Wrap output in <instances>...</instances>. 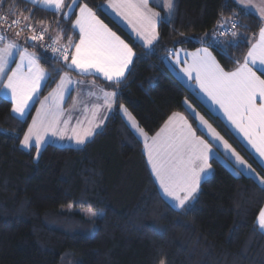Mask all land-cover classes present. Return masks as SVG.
<instances>
[{
    "label": "trees",
    "instance_id": "1",
    "mask_svg": "<svg viewBox=\"0 0 264 264\" xmlns=\"http://www.w3.org/2000/svg\"><path fill=\"white\" fill-rule=\"evenodd\" d=\"M82 1L97 8L103 0ZM15 2V10L27 16L31 12L32 24L57 28L60 15L25 0ZM12 3L0 0L10 15ZM224 18L236 22L235 37L216 35ZM261 24L234 0H175L172 22L158 23L159 40L149 50H138L130 74L116 89L118 104L99 134L82 146H50L37 157L34 148L20 145L38 101L58 79L56 70H64L62 62L41 60L49 79L23 122L12 112L10 99L0 96V264H69L68 254L77 264H264V233L256 224L264 186L212 158L197 201L186 214L173 210L158 190L142 143L116 111L125 106L149 135L177 111L196 127L184 108L185 100L193 98L161 56L217 41L210 48L221 67L232 70L243 61ZM60 28L64 40L76 35L68 21ZM97 80L113 90L110 82ZM213 120L221 127L218 118ZM67 205L101 214L88 219L64 209Z\"/></svg>",
    "mask_w": 264,
    "mask_h": 264
},
{
    "label": "snow or ice",
    "instance_id": "2",
    "mask_svg": "<svg viewBox=\"0 0 264 264\" xmlns=\"http://www.w3.org/2000/svg\"><path fill=\"white\" fill-rule=\"evenodd\" d=\"M27 2L34 7L42 6L53 14H60V20L56 22L58 30L62 33L60 24L62 21H68L71 30L74 32L78 30L79 38L78 42L69 40L66 46H61L59 43L61 36L50 37L52 44L48 47L53 55L49 57L43 53L37 55L36 52H29L27 48L20 46L18 39H9L7 35L0 34V45H2L0 46V84L3 85L0 88V96L10 98L12 112L23 122L30 107H34V102L31 105L29 102L33 101L34 96L38 98V93L43 86H46L49 79V74L40 64L43 60L45 63L62 62L69 71H76L82 76L99 74L110 82L113 90L103 92V105H95L92 114L94 120L99 118L101 107L111 113L118 104L119 93L116 89L126 79V73L130 74L129 66L135 57L133 48L113 32L86 3L80 4L78 0H72L71 4H67L65 0H27ZM106 2L108 8L127 21L137 38L144 45L149 46L159 40L157 24L171 23L175 9V0H162L160 7L166 9V14L163 16L150 6L149 0H106ZM234 2L239 4L242 10L253 8L261 21H264V0H259L258 3L257 0H234ZM76 7L79 9L78 14L75 12ZM10 9H18L15 0L10 5ZM11 14L19 18L7 23L8 13L3 12L0 4V20L6 22L7 29H17L13 33L15 37L19 38L24 31L32 33L24 37L25 43L42 41L49 31V28L41 25L37 34L36 26L29 22L32 19L31 12L28 16H24L22 10L12 11ZM72 16H75L74 20ZM231 27L233 29L237 27L235 21L231 22ZM224 34H226L225 30L221 26L220 35ZM231 35L235 37L237 33L232 31ZM216 43L217 41H213L209 47L215 46ZM239 43L234 41L232 46L238 47ZM31 46L42 47L37 44ZM209 47L197 49L193 53H185V57H191L190 62L178 52L170 53L175 57L173 67L184 64L179 71L189 81L195 80L199 91L213 105L219 106L227 120L244 136L264 164V27H260L258 39L251 45L243 62L239 63L235 70L226 71L222 68L209 51ZM16 54L19 55V61L16 62L15 68H10V64L15 62ZM166 59L167 57L162 58V60ZM56 71L59 75L60 69ZM72 83L67 72L60 76L59 85L48 97L40 101L36 116L32 118V123L20 140L23 148L29 150L34 148L37 157L42 151L47 150V147L56 146V141L63 142L67 139L68 142L74 141L76 146H81L94 135L99 134L98 130L106 117L99 118L97 123L89 121L86 128L72 127L71 135H68L70 119L61 120L64 112L60 104L65 92L70 94L71 89L68 85ZM186 110L194 119H198L202 128L207 129L210 140L197 135V129L193 128L188 118L179 112H173L168 116L160 131L150 138L148 132L139 127L137 120L127 108L122 104L116 108L118 113L126 117L128 126L134 130L137 137L143 138L148 163L158 181L161 195L166 202L171 201L170 207L173 210H179L181 214H186L190 206L197 201L203 176L212 168L210 158L214 154L216 145L211 141H215L229 152L238 165L255 173V169L205 120L204 116L196 113L190 105ZM61 124L64 127H61ZM79 124L81 122L77 121V125ZM261 183L264 184V178H261ZM88 215L97 217L99 213L89 209ZM257 220L259 227L264 229V209L260 210Z\"/></svg>",
    "mask_w": 264,
    "mask_h": 264
},
{
    "label": "crops",
    "instance_id": "3",
    "mask_svg": "<svg viewBox=\"0 0 264 264\" xmlns=\"http://www.w3.org/2000/svg\"><path fill=\"white\" fill-rule=\"evenodd\" d=\"M25 1H27V0H25ZM65 2L67 4H71L72 0H65ZM78 2L80 4L86 3V2H84L82 0H78ZM149 2H150V6L155 8L156 11H159L162 16L166 14V9H162L160 7V4L162 3V0H149ZM88 6L90 8H92V10L94 12H96V14L99 16V18L113 32H115L118 36L121 37V39L125 40V42L128 43L133 48V51L135 52V57L138 54V52H140V51H138L139 49L149 50L153 46V45H151V46L144 45L143 42L140 41L137 38L135 32L132 31V27L127 23V21L124 20L123 18H121L120 16L116 15V13L114 11H112L111 8H108L106 0H103L102 2H100L98 4L99 7L97 6V8L92 7L89 4H88ZM39 7L43 8L42 6H39ZM247 10L253 12L254 14H256L259 17L258 13L253 8H247ZM66 11H67V9H66ZM75 12L78 14V12H79L78 7L75 8ZM58 15H60V14H58ZM74 19H75V16H72V20H74ZM41 25L43 27L49 28V31L46 33V36H48L49 39H50V37L55 38L57 36H61V34L58 31V29L55 28V27H51V26H49L47 24L44 25L42 23L35 24V26H37L38 28H40ZM261 27H264V21H262ZM1 29L6 30L5 28H1ZM13 33H14V30H10V31L6 30V31L1 32V34L7 35V37L9 39H13V40H17L18 39L19 42H22L23 44L26 45L25 47L28 48L27 44L25 43L24 37L25 36H30L32 33L29 32V31L22 32L21 36L19 38L15 37ZM74 33H76V35L74 37L70 36L66 40H64L62 38V36H61V40L59 41L61 46H66L68 44L69 40H71L73 42H78V38H79L78 37V30L75 31ZM258 33H259V31H258ZM258 33H257L254 41L251 43V45L253 43H255L256 40L258 39ZM29 43L32 44V45L33 44L41 45L42 41H34L33 43H31V41H29L28 44ZM23 44H20V46L22 48H25V47L22 46ZM251 45H250V47H251ZM0 46H2V45H0ZM204 47H209V46L208 45H201V46H199L198 48H195V49H185V48L171 49L168 53L162 55L160 60H161L162 64L165 66V68L181 83V85L192 96L193 101L192 100H185V102H184L185 110H186L187 106L190 105L191 109H193L196 113H198L200 116H204L205 120H207L208 123L211 124L212 127L215 128L216 131L219 132L221 136L224 137V139L228 140V142L232 146V148L235 149V151L237 153H239V155L245 161H247V163L250 164L253 169H255V173L247 171L244 168V166L238 165L235 162V158L232 157L229 152L225 151L224 148L221 145L216 144L215 141H211L214 145H216V147H215V150H214V154L211 156L210 160L212 158H215L220 163H222L226 168H228L233 174L240 175L241 173H243L244 175H247V176L253 178L259 185L264 186V184L261 183V178H264V164H262L261 158L259 157L258 153H256V151L251 147V145L247 142V140L244 138V136L240 132H238L233 125H231V123L227 120V117L224 116L223 111L221 109H219V106L213 105L211 103V101L208 100V98L203 93H201L199 91L198 86H196L195 80L189 81L187 79V77H185L179 71V68L180 67H184V64L182 63L178 67H173L175 57L170 55V53L178 52L180 54V56L185 57V53H193V52H196L197 49H202ZM30 50H33L34 52H36L34 49H30ZM72 50H74V49H72ZM248 50H247V52H248ZM209 51L212 53L213 57L218 62L215 54L213 53V51H212V49L210 47H209ZM247 52H246V54H247ZM163 57H167V59L166 60H162ZM185 58L190 62V60H191L190 56L185 57ZM14 60H15V62H12L10 64V68L12 66H13V68L16 67V62L19 61V55L18 54L15 55ZM130 66H129V68H130ZM42 68H44V67L42 66ZM44 69H46V68H44ZM232 70H235V68L232 69ZM232 70H226V71H232ZM65 72L68 73V76L73 81V83L71 85H68V87L71 89L70 94L68 92H65V94L70 99H68L66 101L63 100L61 102V104H60V107L62 108V110L64 112V115L61 117V120L63 121V120L70 119V123L68 125L69 131H71L72 127L86 128L89 125V121H92V123H97V122H99V118H105L106 117V119H107V117L109 116L110 113L104 107H101V109H100L99 118L94 120L93 119V114H92L93 107L95 105H101V106L103 105V92L112 91V90H109V89L105 88L102 84H100L98 82L97 79H101L103 81H106L99 74L83 75L82 76V75H79L76 71H69L67 68L64 67V70L60 71L58 79H57L55 85L53 86V88L49 92H47L44 96H47V95L49 96V94L52 93L53 90H55L57 88V85H59V83H60V76H63L65 74ZM48 74H50L49 71H48ZM257 74L259 75L260 73L258 72ZM77 81H80L81 83H76ZM2 87H3V85L0 84V88H2ZM44 96H42L40 98V100ZM8 99H10V98H8ZM39 101H38V105H39ZM38 105L36 107V110L38 109ZM36 110H35L32 118L36 116ZM177 112H179L182 115L186 116L188 118L189 123H191L188 115L185 112H180V111H177ZM187 113L193 118V116L191 115V113L189 111H187ZM74 114H75V117H73ZM15 115L17 116V114H15ZM213 117H216V119L218 118L220 120V122L222 123L221 127H219V124H217L213 120ZM122 118H123L124 122L126 123V125L128 126L126 117L122 116ZM106 119L104 120V123H105ZM77 120L82 121V123L77 125V123L75 122ZM165 121L163 122L161 127L157 130V132L160 131V129L163 127ZM194 121H195L196 127H194L193 124L191 123L193 128H195V129H197V131L201 132V133L197 132V135H200L203 138L210 140V135L207 133V129L202 128L199 125L198 119H194ZM30 122H32V119H31ZM104 123L101 125V128L103 127ZM61 127H64V125L61 124ZM101 128L99 130H101ZM129 129H130V127H129ZM131 131L134 133V130H131ZM157 132H155L152 135H149V134L148 135L151 138ZM136 137H137V135H136ZM138 139L142 143L143 152L145 154V158H146L148 167H149V169L151 171V165L148 163L147 152L144 149L143 138L139 137ZM149 142H150V140H149ZM211 171H212V168L207 174H205L203 176V180L210 175ZM151 173H152V171H151ZM152 175H153V178H154V180H155V182L157 184L158 190H159V192L161 194V190L159 189L158 181H156L155 175L153 173H152ZM167 202L169 204H171L170 200H168ZM262 209H264V203H263V206L261 207L260 210H262ZM257 217H258V215H257ZM257 217H256V224H257L259 230L264 233V229L260 228L259 225H258Z\"/></svg>",
    "mask_w": 264,
    "mask_h": 264
},
{
    "label": "rangeland",
    "instance_id": "4",
    "mask_svg": "<svg viewBox=\"0 0 264 264\" xmlns=\"http://www.w3.org/2000/svg\"><path fill=\"white\" fill-rule=\"evenodd\" d=\"M259 2V0H257V3ZM23 15H25V16H27L26 14H23ZM225 21H227L228 23H225ZM224 24H223V23ZM221 25H220V27H219V29H218V32H217V34L216 35H218L220 38H224V37H226L228 34H231V32L234 30L232 27H231V22L229 21V19L228 18H224L222 21H221ZM1 25V24H0ZM2 26V25H1ZM0 26V34H1V28H3V26L1 27ZM5 26V25H4ZM221 26H223V28H224V30H225V33L226 34H224V35H220V30H221ZM36 28H37V33L39 34V29L40 28H38L37 26H36ZM4 31H6V30H4ZM46 37V34L44 35V38ZM52 40V39H51ZM18 43L19 44H23L22 42H19L18 41ZM23 47H25L26 45L25 44H23L22 45ZM26 48V47H25ZM27 50L29 51V52H34L33 50H30V49H28L27 48ZM171 50V49H170ZM169 50V51H170ZM168 51V52H169ZM167 52V53H168ZM42 67V66H41ZM11 68H13V66L11 67ZM47 73H48V71L46 70V69H44ZM9 74H10V70H9ZM5 79V81H6V77L4 78ZM43 88V87H42ZM54 91V90H53ZM40 93V92H39ZM39 93H38V96H39ZM45 97H48V95L47 96H44L40 101H42V100H44V98ZM36 96H34L33 97V101H30V105L31 104H33V102L36 100ZM68 99H70L66 94L64 95V101H66V100H68ZM40 101H39V105H38V108H40ZM27 114V113H26ZM73 117H75V114L73 115ZM77 121H80V120H77ZM77 121H75L76 123H77ZM81 123H82V121H80ZM32 122H30L29 124H31ZM28 129V128H27ZM27 129H26V131H27ZM25 131V132H26ZM68 135H71V131H68ZM23 139V138H22ZM49 139L51 140V138L49 137ZM56 145H60V146H75V147H78V146H76L75 145V143H74V141L73 142H68L67 141V139L65 140V141H63V142H60V141H56ZM82 146V145H81ZM64 209H66V210H75V211H77V212H79V213H81L83 216H85L86 218H88V219H94V218H97L98 216H100V214H101V212L100 211H98V210H94V209H91V210H93V211H96L97 213H99V215L97 216V217H90L89 215H88V212H89V209L90 208H81V207H79V208H73V206H71V205H67V206H64L63 207ZM68 256H69V260H70V262H69V264H77V262H78V260L75 258V257H73L71 254H68Z\"/></svg>",
    "mask_w": 264,
    "mask_h": 264
},
{
    "label": "built area",
    "instance_id": "5",
    "mask_svg": "<svg viewBox=\"0 0 264 264\" xmlns=\"http://www.w3.org/2000/svg\"><path fill=\"white\" fill-rule=\"evenodd\" d=\"M3 12H5V11H3ZM5 13H7V12H5ZM25 16V15H24ZM19 17H17V16H15V15H10V14H8V20H7V23H10L11 22V20L12 19H18ZM22 23H23V21H22ZM0 24L3 26V28H5L6 30H8V31H10V30H17V29H15V28H13V29H7L6 28V22L5 21H3V20H0ZM0 25V26H1ZM5 25V26H4ZM24 32H26V31H24ZM38 34V33H37ZM34 41H31V43H33ZM52 44V40H47V39H45V38H43V40H42V50L43 51H45L47 54H49L51 57H52V52H51V49L48 47L49 45H51Z\"/></svg>",
    "mask_w": 264,
    "mask_h": 264
}]
</instances>
